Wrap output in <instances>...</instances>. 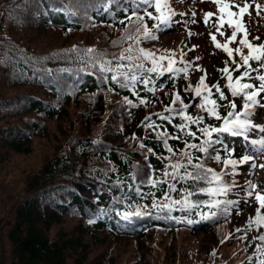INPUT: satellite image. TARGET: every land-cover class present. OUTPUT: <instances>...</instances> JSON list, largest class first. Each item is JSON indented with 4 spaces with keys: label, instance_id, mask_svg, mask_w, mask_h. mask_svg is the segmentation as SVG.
I'll list each match as a JSON object with an SVG mask.
<instances>
[{
    "label": "trees",
    "instance_id": "1",
    "mask_svg": "<svg viewBox=\"0 0 264 264\" xmlns=\"http://www.w3.org/2000/svg\"><path fill=\"white\" fill-rule=\"evenodd\" d=\"M105 3L106 0H0V121H4L0 126V162L13 160V153L28 151L24 145H30L48 125L53 128L50 140L55 144L51 146L52 157L28 179L27 192L17 204L14 195L18 190L13 198L10 191L4 190L2 196L11 195L12 200L3 198L0 209H8L9 202L12 206L8 214L0 211V239H7L11 255L3 257L0 264H112L109 247L123 238L136 239L132 249L135 258L130 264H176L171 251L173 242L161 245L160 253L147 243L148 232H171L169 213L157 212L154 221L140 217L130 222L120 217L110 221L109 216L114 209L134 212L137 205L149 208V185L132 176L147 172L148 164H157V170L163 164L156 156L146 160L145 150L139 145L144 143L165 156L168 153L155 139V133L141 126L142 122L170 105L171 96L166 94L171 89L191 101L193 94L183 89L195 83L180 78L176 82L179 87L173 88L168 82L163 87L170 89L163 93V87H157L154 96L138 85L141 98L149 101L140 107L125 103L128 97L134 105L139 104L130 90L102 83L99 70L93 68L85 50L92 48L104 59H112L113 54L118 55L128 46L112 43L123 35V25L117 23L124 18L120 0H115L107 12ZM152 23L148 21L149 27ZM47 31L64 40H69L74 31H85L88 38L95 39L57 47L50 45L51 38L42 47L37 36ZM23 35L28 36L27 40ZM148 43L144 41L140 46L145 48ZM77 46V51H72ZM153 120L161 123L155 115ZM117 125H123L126 132L125 141L119 145L109 133ZM165 127L173 132L171 126ZM77 129L81 132L75 134ZM170 144L183 148V141ZM136 188L142 190L143 197L136 194ZM121 200L123 204L118 203ZM58 216L76 219V233L51 239L46 232ZM90 219L96 222L87 230ZM106 237L112 242L105 257L101 255L88 263V253L103 245ZM185 250L191 252L189 247Z\"/></svg>",
    "mask_w": 264,
    "mask_h": 264
},
{
    "label": "snow or ice",
    "instance_id": "2",
    "mask_svg": "<svg viewBox=\"0 0 264 264\" xmlns=\"http://www.w3.org/2000/svg\"><path fill=\"white\" fill-rule=\"evenodd\" d=\"M210 2L217 5L219 15L206 12L203 15V22L214 29L209 33L214 47L222 50L228 57L222 62L224 67L218 70L221 78L227 81L223 88L219 82L211 85L206 83L207 71L198 65L194 67V62L200 57L185 58L194 51L195 45L187 51L181 50L179 60L175 59L174 50L168 55L158 56L155 52L140 46L144 41L158 39V33L171 28L173 24L196 23L195 12L191 13L190 21L175 20L177 15L183 16L185 13H177L172 8L170 0H120L122 5L120 11L124 14V18L119 19L117 23L123 25L121 30L123 35L112 43L113 45L127 43L128 46L122 48L118 55L113 54L112 59H104L103 55H97L96 50L92 48L86 49L85 52L92 60L93 68L99 70L102 83H112L120 89L131 91V94L139 100V104L134 105L128 97H125V103L134 107L149 103L148 100L141 98L138 85H142L145 93L154 96L158 81L166 75L175 88L180 78L186 80L189 78L190 69L203 73L195 86L188 83L183 89L185 93L193 94V101L199 99V103L185 102L180 92L176 91L173 93L170 105L165 106L162 112L144 118L141 126L150 133H155V139L168 155L158 154L152 147L141 143L139 147L145 150L146 160L149 156H156L163 164L162 175L157 174L160 170L148 164L147 172L134 173L132 179H139L141 183L146 182L151 187L163 189V203L158 202L154 193L148 194L151 197L152 209L167 213L174 210L184 211L189 216L195 214L199 217L192 219L186 216L183 222L190 226L206 220H216L219 217L227 220L241 203L239 200L229 198L231 193L239 189L245 196L242 203L251 206L252 201L255 200L258 206L255 207L254 215L247 218L245 225L234 228L227 239L231 240L236 238V233H242L238 238L243 242L248 240L252 232H256L257 235L252 236L251 239L258 243H254V250L247 257V264H264V231H261L264 229V212H262L264 190L250 179H246L243 185L235 180L237 176L248 175L246 169L244 172L237 171L238 166L247 165L253 170L256 168L264 170V163L255 162L256 155L264 153V123L255 122V109L264 107V42H254L259 41V36L249 39L251 33L244 23L245 15L251 16L252 4L248 0H241L239 3L236 0L231 2L210 0ZM114 3L115 0H106L104 10L109 11ZM255 10L259 16L261 11H264V5L255 3ZM214 16L215 20L212 19ZM148 21L154 22L151 27ZM225 25L231 30V34L226 36L224 43H221L217 40V34L226 35ZM110 26L114 27V25ZM191 34L189 32V36ZM238 35L239 40H237ZM232 44L237 46L231 47ZM245 48L247 53L244 51ZM72 51L77 49L74 47ZM236 72L240 75L234 76ZM163 86L159 84L160 88ZM229 95L233 99H230ZM236 99L242 101L241 105L238 106ZM192 107L197 111L189 114V109ZM222 111L226 114L222 115ZM153 115L158 117L161 123L153 120ZM176 118H179V122L174 123ZM212 120L219 123L210 122ZM165 124L171 126L172 133ZM256 132L260 133V138L249 139ZM223 137L248 140L246 151L250 154L234 158L236 148ZM135 138L133 134V139ZM170 141H183V148L174 147ZM209 160L222 164L223 167L220 170L208 167ZM177 185L180 187L178 188ZM135 192L138 196L144 195L140 188H136ZM174 192L179 194V198L172 196ZM201 196L206 198L194 199ZM118 203L123 204V200ZM147 209V205H137L134 212L117 211L116 215L121 220L130 222L133 217L152 215ZM240 214H242L240 211H236V215ZM170 218L175 219V217ZM95 222L92 219L88 221L89 224ZM245 247L247 248L248 245L246 244Z\"/></svg>",
    "mask_w": 264,
    "mask_h": 264
},
{
    "label": "rangeland",
    "instance_id": "3",
    "mask_svg": "<svg viewBox=\"0 0 264 264\" xmlns=\"http://www.w3.org/2000/svg\"><path fill=\"white\" fill-rule=\"evenodd\" d=\"M236 1L240 2V0ZM229 2H231V0H229ZM181 3L182 9H184L183 13H185L189 18L192 19V12L196 13L194 17L196 23L187 24V27L189 28L188 33H184L182 30H171L164 32V34L159 38V44L161 45L159 53L165 55L164 50L167 51L170 49V47L174 49L180 48V50L187 51L188 48L195 45L196 47L194 51L189 53L187 58H195L196 56L200 57L199 60L201 61V68L206 70L208 73L207 79L214 80V78L217 77L214 66L218 62L219 58L215 48L211 43L209 33L208 31L206 32V30L209 28L203 24L201 16L203 15L204 10H209L211 8L213 9L214 7H217V5L214 2H210V0H181ZM178 25L181 27L182 23H179ZM50 32L47 31L44 33V35L37 36L39 39L38 44H41L42 47H44L51 38L52 44L50 45H55L57 47L71 41H82L83 39H86L89 42L93 41L91 39H95L88 38V36L85 34V31L72 32L68 38L69 40H64L62 36H58L56 34L52 35ZM189 32L192 33L191 36H189ZM22 38L27 40L28 36L23 35ZM97 41L98 39H96L95 42ZM33 43L36 44L35 42ZM77 48L78 46L76 49ZM202 74L203 73L201 71H198L196 73V77L200 78ZM81 106L82 104H80L79 107L80 111H82L81 108L83 107ZM80 111L78 116H80ZM110 111L111 110L108 109L107 112ZM255 122L264 123V107L255 109ZM3 124L4 121H0V126ZM50 126L51 125H48L47 128H44V131H41L40 135L35 137L30 145H24L26 148L25 150L28 149V151L13 153V160L0 162V203L3 198H11V195L2 196L4 195V190L10 191L13 198V195L17 189L18 192L14 195V200L17 204L18 199L23 195V193L27 192L26 184L28 183V179L38 172L46 163V161L52 157V153L54 151L53 148L51 149V146L55 144L54 141L50 140L53 134V128ZM93 126L94 125H92V128ZM80 132L81 129L74 130L75 134ZM109 133L112 134L111 138L115 142H120V140L123 139L122 129L114 128L113 133ZM252 138H260V133H254ZM238 139L239 138L229 137L228 141L233 147L236 148L234 157L239 158L242 155L250 154L248 151H246V146L242 145L244 139ZM255 160L257 164L264 163V153L257 154ZM245 169L247 170L248 175L237 176L236 181L243 185L246 179H250L253 183L258 184L261 190H264V170L260 168L253 170L248 168L247 165H244L240 166L238 171L244 172ZM12 198L10 200H12ZM204 198L206 197H194V199ZM229 198L239 200L241 203L233 211V214L223 222V229H219V226H217L215 228L194 231L188 234L184 233V231H177L175 233L168 232L166 234L163 232H157V234L155 233L150 235L149 232L147 234V243L149 244V247L160 253V246H164L166 242L170 241L173 242V245L171 244V251L172 254L174 252V255L172 256L174 257L176 264H222L224 260H228L226 259L228 256L233 254L234 246L236 244L235 240H225L222 243L221 237L223 233L232 226L234 228L236 226H244L247 218L253 215L255 208L254 206L257 203L255 200L252 201L251 206L242 203L245 199V196L242 192H240L239 189L231 193ZM8 205V209H5L4 207V209H0V211L6 212V214L10 213L8 211L10 210L12 204L9 202ZM236 211H240L242 214L236 215ZM77 225L78 221L76 219L58 216L46 233L51 239L58 240L60 237H62L63 233L67 235L75 234L78 230ZM253 233L257 234L256 232H252L248 238L249 242L252 240L251 238ZM1 236L2 233H0V238ZM111 242L112 241L106 237V242L103 245L92 248L87 255L88 263L93 262V258H99L101 255L105 257V253L107 252V248ZM135 243L136 239L126 238L118 239L117 243H113V245L109 247L110 251L108 253V256L112 260V264H130V260L132 259L133 261L135 258V251L132 250L135 249ZM247 244H249L248 241ZM249 245L252 246L253 244L250 243ZM187 247L191 248L190 253L185 250ZM213 252L216 254L213 255ZM9 255H11L9 242L5 238L3 240L0 239V260L3 257H8ZM177 260H180L181 262ZM228 261V264H236L238 261H245L243 252H241L239 256L232 255ZM165 262L168 263V259H165Z\"/></svg>",
    "mask_w": 264,
    "mask_h": 264
}]
</instances>
